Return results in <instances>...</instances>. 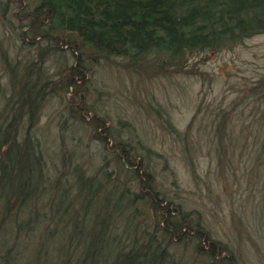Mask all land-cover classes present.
<instances>
[{"label": "rangeland", "instance_id": "obj_1", "mask_svg": "<svg viewBox=\"0 0 264 264\" xmlns=\"http://www.w3.org/2000/svg\"><path fill=\"white\" fill-rule=\"evenodd\" d=\"M23 1L28 8L35 2ZM19 3L0 0V121L4 125L12 113L18 81L38 60L37 67L50 82L39 87L46 91L31 134L56 189L54 194L44 192L29 199L26 209L0 215V264H60L61 252L71 251L66 225L51 216L55 196L61 210L81 207L76 199V167L101 181L99 199L109 190L116 196L122 187L136 186L132 170L121 166L115 152L96 136L95 117L107 120L116 136L131 137L159 153L151 157L158 184L175 202L199 208L217 236L237 249L241 264H264V159L255 157L252 139L258 131L255 119L264 110V32L221 50L194 51L183 70L144 67L125 57H95L84 50L87 73L80 80L70 67L76 64L77 52L69 44L58 41L50 47L56 37L51 40L34 31L23 38L21 32L41 20L32 13L30 25L25 24L28 18ZM34 77L42 82L37 74ZM221 109L236 116L227 125L237 145L229 157L235 170H230L234 175L229 176L228 187L216 175L212 129L215 113ZM23 121L18 125L20 133L27 118ZM173 127L180 135L172 132ZM111 219L124 241L141 239L145 232L158 235L153 213L141 203L122 206ZM47 234L51 239L42 240ZM171 250L185 264H203L189 239L175 241Z\"/></svg>", "mask_w": 264, "mask_h": 264}, {"label": "trees", "instance_id": "obj_2", "mask_svg": "<svg viewBox=\"0 0 264 264\" xmlns=\"http://www.w3.org/2000/svg\"><path fill=\"white\" fill-rule=\"evenodd\" d=\"M19 1L24 9L23 17L28 18L25 24L30 25L32 13L35 20H41L26 32L23 30V38L25 33L30 37L28 32L34 31L51 40L56 37L50 47H55L58 41L69 44L77 52L76 64L70 67L80 80L87 73L84 50L94 53L95 57H125L129 63L144 67L183 70L194 51L221 50L264 32V0H34L31 8L23 0ZM37 62L33 60L30 71L18 81L17 103L4 125L0 121V215L12 213L13 209H26L29 199L40 197L44 192L51 194L56 189L31 134L38 121L44 87L50 82ZM36 74L42 82L36 80ZM259 112L256 110L253 115ZM262 112L255 119L258 131L252 133L255 157L259 160L264 159ZM24 118L27 125L20 133L18 125ZM235 119V114L218 110L212 129L218 157L216 175L226 187L231 181L229 176L234 175L230 173L233 167L235 170L229 157L237 146L233 131L229 133L227 125ZM95 120L96 136L115 152L121 166L132 170L130 174L136 179V186L122 187L116 196L109 190L99 199L98 193L103 189L101 181L75 168L76 199L81 207L75 211L74 208L61 210L57 196L53 197L55 210L51 219L63 221L66 227L61 231L72 245L71 251L61 247L60 264H67L68 259V264L72 259L71 264H185L183 257L172 252L171 245L187 239L192 241L197 257L198 254L203 257V264H241L237 249L217 236L199 208H186L184 203L175 202L158 184L151 157L159 153L140 141L134 143L131 137L116 136L112 127L106 125L107 120L98 117ZM173 128L172 132L180 135L181 131ZM165 167L168 168L167 161ZM253 173L256 175V171ZM208 185L212 187L211 180ZM136 202L151 210L158 235L145 232L141 239L124 241L118 236L111 215L122 206L136 205ZM42 237V240L51 239L50 235L47 238L48 234Z\"/></svg>", "mask_w": 264, "mask_h": 264}]
</instances>
